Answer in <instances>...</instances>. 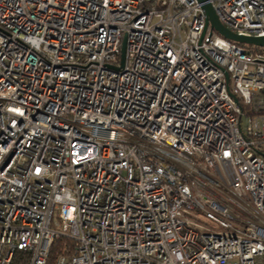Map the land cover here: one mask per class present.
I'll list each match as a JSON object with an SVG mask.
<instances>
[{"label":"built area","instance_id":"built-area-1","mask_svg":"<svg viewBox=\"0 0 264 264\" xmlns=\"http://www.w3.org/2000/svg\"><path fill=\"white\" fill-rule=\"evenodd\" d=\"M0 264H264V48L197 0H0Z\"/></svg>","mask_w":264,"mask_h":264},{"label":"water","instance_id":"water-1","mask_svg":"<svg viewBox=\"0 0 264 264\" xmlns=\"http://www.w3.org/2000/svg\"><path fill=\"white\" fill-rule=\"evenodd\" d=\"M197 1L202 5V9L206 15V26H209L211 30L217 33L219 36L233 43L244 44L256 48H264V37L262 38L243 37L231 33L219 22V20L217 19L214 13L212 6L207 3V0H197ZM123 58H124V42L121 50L122 63H123Z\"/></svg>","mask_w":264,"mask_h":264},{"label":"trees","instance_id":"trees-1","mask_svg":"<svg viewBox=\"0 0 264 264\" xmlns=\"http://www.w3.org/2000/svg\"><path fill=\"white\" fill-rule=\"evenodd\" d=\"M235 45H237V46H239V47H241V48H243V49H246V50H249V49H254V50H256L257 48H255V47H252V46H248V45H244V44H238V43H234Z\"/></svg>","mask_w":264,"mask_h":264}]
</instances>
